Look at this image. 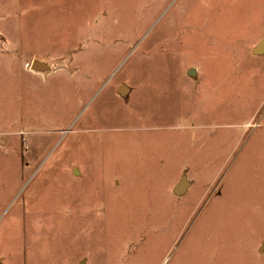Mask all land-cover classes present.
<instances>
[{"label": "rangeland", "instance_id": "374dc122", "mask_svg": "<svg viewBox=\"0 0 264 264\" xmlns=\"http://www.w3.org/2000/svg\"><path fill=\"white\" fill-rule=\"evenodd\" d=\"M0 264H264V0H0Z\"/></svg>", "mask_w": 264, "mask_h": 264}, {"label": "water", "instance_id": "95a60500", "mask_svg": "<svg viewBox=\"0 0 264 264\" xmlns=\"http://www.w3.org/2000/svg\"><path fill=\"white\" fill-rule=\"evenodd\" d=\"M38 66H40L39 64H34L33 65V68H37ZM190 72H192V76L195 74V72H196V69L194 68V69H192ZM184 190H185V187H181V186H179L177 189H176V192H178V193H182V192H184Z\"/></svg>", "mask_w": 264, "mask_h": 264}]
</instances>
